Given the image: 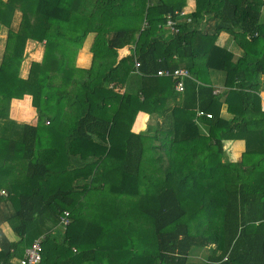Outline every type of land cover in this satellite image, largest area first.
<instances>
[{"label": "trees", "instance_id": "obj_1", "mask_svg": "<svg viewBox=\"0 0 264 264\" xmlns=\"http://www.w3.org/2000/svg\"><path fill=\"white\" fill-rule=\"evenodd\" d=\"M195 2L180 15L188 0H0L6 264H16L20 241L41 235V264H264V0ZM168 14L179 31L166 35ZM221 33L240 53L218 43ZM89 38L91 64L81 67L76 57ZM29 39L46 41L45 52L23 76ZM181 66L194 76L182 93L157 75ZM26 95L38 123L10 115L12 101ZM140 111L156 119L151 133L131 130ZM234 139L245 141L250 160L222 163L224 143ZM100 162L105 168L95 170ZM95 180L111 183L112 208L86 218L97 206L86 193H98V202L104 189Z\"/></svg>", "mask_w": 264, "mask_h": 264}, {"label": "rangeland", "instance_id": "obj_2", "mask_svg": "<svg viewBox=\"0 0 264 264\" xmlns=\"http://www.w3.org/2000/svg\"><path fill=\"white\" fill-rule=\"evenodd\" d=\"M189 13V12H187ZM264 14V12H263ZM210 25V23L208 24ZM206 25V27L208 26ZM65 33H70L68 31H65ZM6 38H7V34H6V29L3 30L1 32L0 35V62L2 61V59L4 58V52H5V44H6ZM219 42L222 43V45L224 46H228L232 45V37H230L227 33H221L220 37H219ZM90 40V42H89ZM45 45H46V41H38V40H32L29 39L27 46H26V50H25V59H24V63H23V69H22V75L26 76L28 74V70H29V66L30 63L33 61H42L43 60V56H44V52H45ZM93 43L91 42V39H87L84 46L78 51L77 57H76V63L78 65H83L85 67L90 66L91 62H90V58H91V54L93 55V53L91 52V50H89V48H92ZM234 46V45H233ZM232 51L235 52H240V50L234 46L232 49ZM263 86H264V77H263ZM10 112H11V116L15 119H17L20 122H33V123H38V117H37V112L35 111V107L33 106L32 103V96H27L26 99L24 100H19V101H15L13 103H11L10 105ZM45 119V118H44ZM43 119V120H44ZM45 121V120H44ZM150 124H155L156 120H152L150 119ZM45 125V122H44ZM53 128V127H51ZM41 130L46 131L45 128H41ZM72 166L74 167V162L72 163ZM101 168H105L104 164L102 162H100L98 164V167L95 168V170L99 169L101 171ZM94 170V171H95ZM99 171V174H100ZM67 182V181H66ZM112 184H115V182H112ZM97 186V189L99 192L100 190H102V187L104 186V189L102 190V193L99 195L98 198V202H97V197H98V193H95L93 195V199L95 201V203L97 204L96 207L93 208V210L91 211H86L85 212V216L86 218L90 217V213L93 212V214L95 216L98 217L99 212L104 208V214L111 212V203L109 202V200L106 198V187L108 185H111V183L109 181L107 182H98L97 180L94 181L93 186ZM55 188V187H54ZM2 191V190H1ZM8 192H6L7 194ZM1 194V193H0ZM4 194V195H6ZM108 200V201H107ZM150 204H153V202L151 201ZM79 217L80 219L84 217V214H81ZM80 219H76V226L79 227L80 226ZM84 220V219H82ZM48 225L50 226L51 223L48 222ZM10 227V226H9ZM63 230V227L57 226V229H54V232L56 233H61L60 230ZM4 230H5V226H4ZM6 233L9 237L10 240H19V236L11 230H9L8 228L6 229ZM32 238L29 237H25L22 241H20L19 245L21 244V246H24V244L26 242H31ZM22 249V247H21ZM19 252V249H18ZM198 259V258H196ZM87 263V262H86Z\"/></svg>", "mask_w": 264, "mask_h": 264}, {"label": "crops", "instance_id": "obj_3", "mask_svg": "<svg viewBox=\"0 0 264 264\" xmlns=\"http://www.w3.org/2000/svg\"><path fill=\"white\" fill-rule=\"evenodd\" d=\"M195 5H196V2H195V0H188V8L185 10V12L187 13V12H190V10H192L194 7H195ZM165 27V34L166 35H168V34H171L172 33V30L170 29V28H168V27H166V26H164ZM173 34V33H172ZM165 35V36H166ZM229 35V34H228ZM91 38H92V35H91ZM91 38H89V39H91ZM219 40L220 39H218V43L220 44V45H222V43H220L219 42ZM89 42H90V40H89ZM91 42H92V39H91ZM228 48H230V49H232L234 46H233V44L232 45H229L228 44V46H227ZM132 49H133V47L132 46H129V47H126V48H123V49H120L119 50V58L120 57H123V56H126V55H128V54H130L131 52H132ZM89 50H90V48H89ZM238 53H240V52H238ZM91 58H92V54H91ZM91 58H90V62H91ZM81 67H85V66H83V65H81ZM181 67H186V66H181ZM188 68V67H187ZM22 69H23V66H22ZM136 73H139V72H136ZM133 74V73H132ZM194 77V76H193ZM188 80H192V79H188ZM187 80V81H188ZM194 80V79H193ZM135 81V79H131V80H128V85H131V87L133 88V87H136V89L138 90V87H139V82H134ZM187 81H186V85H187ZM197 81V80H196ZM198 82H199V80H198ZM201 83V82H200ZM188 85H190V86H192V84L190 83V82H188ZM222 85L220 84V83H218V84H215L214 85V91H213V94L214 95H217L218 93H220L221 92V89H222ZM176 92V91H175ZM180 95V94H179ZM260 95H261V106H262V108H263V110H264V86L260 89ZM27 96H31V95H26L25 96V98H23V99H20L21 101L22 100H24V99H26V97ZM15 101H19V100H17V99H15V100H13L12 101V103L13 102H15ZM11 110V109H10ZM36 111V110H35ZM37 114V113H36ZM221 114H222V116H224V117H226V118H230L231 117V113L229 112V111H227V108L225 107V106H223V108H221ZM10 115H11V112H10ZM37 117H38V114H37ZM150 119H152V120H156V119H154V117H153V115H150L149 113H146V112H144V111H140V112H138V114L136 115V117H135V120L133 121V123H132V131L134 132V133H137V134H139V133H144V134H146V133H151V127L154 125V124H150ZM156 124V123H155ZM203 130L207 133L208 131H206V129L203 127ZM148 131V132H147ZM245 150H246V143H245V141L244 140H242V139H234V140H226L225 141V143H224V153H223V155H221V157H220V161L222 162V163H224V162H226V161H231V162H241V161H244V160H250V158L249 159H244V152H245ZM211 155L215 158V160H216V163H218V159H219V155H217V153H215V152H211ZM3 191V190H2ZM2 191H1V193H2ZM5 191V190H4ZM119 191L118 190H116V192L114 193V194H117ZM3 194V193H2ZM111 194V193H110ZM113 194V195H114ZM4 195V194H3ZM7 195V194H6ZM86 195L87 196H89V197H93V193L92 192H87L86 193ZM117 196V195H116ZM109 201L111 200V196H109V199H108ZM111 202V201H110ZM47 222H49V221H47ZM50 223V222H49ZM50 226H52V225H50ZM5 231H6V228H5ZM57 233V232H56ZM57 234H59V233H57ZM35 239V238H34ZM33 239V240H34ZM32 240V241H33ZM31 241V242H32ZM30 242V243H31ZM29 242H26L25 244H24V246H27V245H29L30 244ZM23 246V247H24ZM21 244L18 246V249H19V252L17 251V253L18 254H21ZM23 249V248H22ZM17 257V256H16ZM16 259H18V258H16ZM80 264H85L84 262H80Z\"/></svg>", "mask_w": 264, "mask_h": 264}, {"label": "built area", "instance_id": "obj_4", "mask_svg": "<svg viewBox=\"0 0 264 264\" xmlns=\"http://www.w3.org/2000/svg\"><path fill=\"white\" fill-rule=\"evenodd\" d=\"M177 13V12H176ZM180 15H185L186 12L182 11L178 13ZM177 19L175 20L173 18L172 14H168L166 18V24L165 26L170 28L172 30V33L178 32L179 28L176 27ZM148 25L147 19H145L142 28L144 29ZM136 69L138 70L140 63L136 61ZM158 76H168L171 77L172 80L175 83V90L177 92H184L186 90V81L188 79H194L191 71L187 67H177L172 70L169 69H160L157 72ZM198 114L203 115L206 114V116L211 117V113L209 112H202L200 111ZM49 123V122H48ZM3 194H6V191H2ZM70 212L64 211L60 224L66 228L70 223ZM43 241H44V235H41L37 238H35L29 245L22 246L23 249H21V254L17 256V262L16 264H41L43 260ZM0 264H6L3 259H0Z\"/></svg>", "mask_w": 264, "mask_h": 264}]
</instances>
